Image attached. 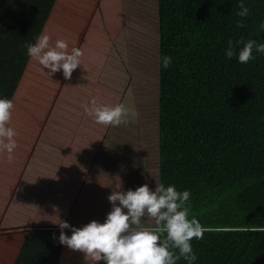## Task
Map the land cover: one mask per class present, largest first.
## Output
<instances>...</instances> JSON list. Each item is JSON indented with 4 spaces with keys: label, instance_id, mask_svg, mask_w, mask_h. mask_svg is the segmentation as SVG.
I'll return each instance as SVG.
<instances>
[{
    "label": "trees",
    "instance_id": "16d2710c",
    "mask_svg": "<svg viewBox=\"0 0 264 264\" xmlns=\"http://www.w3.org/2000/svg\"><path fill=\"white\" fill-rule=\"evenodd\" d=\"M239 3L122 0L133 80L119 104L152 112L156 134L126 141L118 129L116 137L129 149L121 167L131 162L123 191L144 184L155 190L157 183L190 191L189 218L212 229L191 241L198 257L193 264H264V231L253 230L264 229V54L254 51L256 58L246 64L225 55L229 40L264 43V0H244L251 13L243 28L237 27ZM148 23L155 31L152 44ZM166 55L173 61L167 69ZM74 76L60 96L71 121L84 113L73 96L95 87Z\"/></svg>",
    "mask_w": 264,
    "mask_h": 264
},
{
    "label": "crops",
    "instance_id": "0c3cea01",
    "mask_svg": "<svg viewBox=\"0 0 264 264\" xmlns=\"http://www.w3.org/2000/svg\"><path fill=\"white\" fill-rule=\"evenodd\" d=\"M98 1L0 0V92L6 88L7 98L13 100L9 126L18 133L15 159L9 163L8 153L0 152V182L7 186V202L0 204V239L10 238L15 230L21 231L10 240L9 250L18 241L24 244L25 235L34 230L52 231L59 236L60 228L55 227L59 220L74 227L92 220L103 223L112 209L108 196L124 189L129 175V170L121 167L125 159H119L117 165L116 160L108 157H125L123 147H108L111 126L68 120L69 115L64 114L69 112V106L60 98L66 80L63 71L49 75V70L30 58L23 47L25 43H34L42 32H51L53 45L57 39L68 42L65 34L67 29H73L72 18L78 24L77 18L85 17L84 23L79 27L75 23L76 30L68 34L72 38L69 51L76 48L80 33L96 15ZM94 73L93 68L81 74L74 70L75 76L84 77L87 85L93 83L87 77ZM77 97L82 100L81 94ZM88 129H92L91 133ZM10 197H15L12 202H8ZM22 214L27 215L25 219ZM64 231L72 234L71 229ZM21 248L36 251V247L22 246L17 249L19 253ZM45 252L48 263L52 257H56L55 264L61 263L57 261L56 249L45 247Z\"/></svg>",
    "mask_w": 264,
    "mask_h": 264
},
{
    "label": "clouds",
    "instance_id": "9594fccd",
    "mask_svg": "<svg viewBox=\"0 0 264 264\" xmlns=\"http://www.w3.org/2000/svg\"><path fill=\"white\" fill-rule=\"evenodd\" d=\"M238 7L237 15L241 19L237 21V27L243 28L251 8L244 0H240ZM260 28L264 29V24ZM240 45L242 47L237 54ZM23 47L27 49L30 58L49 70V75L62 70L68 80L82 64L81 58L84 55L81 48L69 51L68 42L64 39H57L53 45L51 37L43 32L34 43H25ZM254 51L264 54V43L241 37L235 42L228 41L225 55L229 60L238 56L239 63L246 64L256 58ZM172 62L171 56L162 58L165 69ZM83 107L97 124L117 127L129 122L130 109L124 104L109 106L97 104L93 100L91 106ZM13 108L12 99L0 98V152L8 153L9 163L15 159V137L18 135L9 126ZM190 196L189 190L181 192L175 185L165 187L162 183H157L155 190H151L148 184L126 192L115 190L108 196L112 209L103 223L92 220L82 227H74L66 220H59L58 242L73 252L82 253L84 264H99L102 260L105 264H177L181 258L193 264L198 257L191 241L194 238L203 239L204 233L212 229L203 226L195 217L189 218ZM145 218L154 221V226H145L142 223ZM64 229H71V236ZM53 238L56 239L55 234Z\"/></svg>",
    "mask_w": 264,
    "mask_h": 264
},
{
    "label": "rangeland",
    "instance_id": "374dc122",
    "mask_svg": "<svg viewBox=\"0 0 264 264\" xmlns=\"http://www.w3.org/2000/svg\"><path fill=\"white\" fill-rule=\"evenodd\" d=\"M94 15L95 17L93 18V21L91 20V22L88 23V25L80 33V36L77 38V42L75 43L76 48H81L84 53L81 58L82 64L77 67L78 72L81 74L83 72L89 71L92 68L95 72V75L93 74L91 76V78L93 79H91L89 76L87 77V80L93 82L95 85L90 94H87V96L81 94V101L78 100V97L76 95L73 96V98L75 99L74 105L76 106V109L84 112L82 114V117L80 118L84 121H95L92 116H89L85 112L83 107L84 105L91 106V102L93 100H95L97 104L102 105L115 106L119 104L124 92L127 90L133 80L127 47L128 30L127 24L125 22L122 0L98 1L97 4H95ZM77 19L79 21L78 24L76 23V18H72L73 29H67L65 34V38L68 40L69 45L72 44V38H70L68 34H73L72 32L76 30V26L79 27L86 20L85 17H78ZM69 21L70 19H68V23ZM145 27L147 28L148 33L147 40L150 44H152V41L155 37V31L153 30L151 23H148ZM48 35L51 36V43L53 44V35L51 34V32H49ZM150 80L153 84L155 82V77L151 76ZM65 82L66 81H64L63 84H65ZM88 90L89 88L87 87V91ZM84 93L87 92L85 91ZM8 96L9 92L6 88L2 90V92H0V98ZM66 102L67 100L63 103ZM66 105L68 104L66 103ZM147 108L150 109L151 104H148ZM137 111L138 110H136V108L130 109V113L128 116L129 122L127 124L120 125L124 127L118 128V126H111V128L115 129L109 128L107 136L110 138L113 137L114 134L115 135L114 140L112 142L109 141L108 147L112 145V148H114L119 145L123 147L125 151H129V149L125 147L124 142H122L121 139L125 138L126 141L130 139L139 142L143 137L147 138L148 140H152V138L156 136L152 122L150 121L152 112H150V114L149 110L144 111V113L142 114L138 112L146 119V124L144 123V125H142L140 123ZM118 129H120L119 131H121V136H123L121 137V139L120 137H116V134L119 135ZM115 130H117V132H115ZM91 131L92 129H88V133H91ZM111 139L112 138H110V140ZM108 157L109 159L116 160L115 163L117 165H119L120 163L119 159L125 158L124 156L112 157L110 154H108ZM109 159L108 161L111 165L112 162ZM93 167H95V162L93 163ZM130 168L131 162H129V160H126V166L124 170L128 171L130 170ZM6 190L7 186L5 182H0V204H2L3 202H7V199L5 198ZM14 198L15 197L8 198V202H12ZM26 216V214H22L23 219H25ZM29 227H31V225ZM7 229H15V227H9ZM20 232V230H15L14 233H11L14 235H11L10 238L6 239L5 237H2L0 239V264H50L52 261L53 262L51 264H55L56 257H52L51 262L48 263L49 258L46 257L48 252H45V247L56 249L60 259H58L57 261H61L60 264H84L83 254L79 252H73L66 246L61 245L58 242L59 236H57L52 231L34 230L32 234L25 235L24 244H19L18 241L15 245V248L9 250L11 247V245L8 246L9 242H11L10 240L17 238V234ZM54 234L56 239L53 238ZM68 235L71 236V234ZM22 246L36 247V251L21 248V251L19 253V250L17 249ZM15 253H19V255L14 256Z\"/></svg>",
    "mask_w": 264,
    "mask_h": 264
}]
</instances>
